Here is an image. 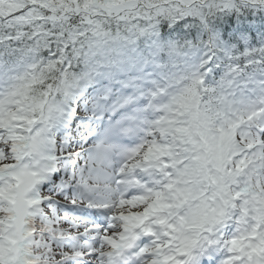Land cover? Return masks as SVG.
I'll return each instance as SVG.
<instances>
[{
	"label": "snow or ice",
	"instance_id": "snow-or-ice-1",
	"mask_svg": "<svg viewBox=\"0 0 264 264\" xmlns=\"http://www.w3.org/2000/svg\"><path fill=\"white\" fill-rule=\"evenodd\" d=\"M0 264H264V0H0Z\"/></svg>",
	"mask_w": 264,
	"mask_h": 264
}]
</instances>
